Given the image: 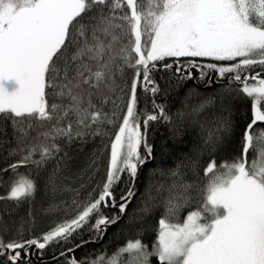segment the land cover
Wrapping results in <instances>:
<instances>
[{
    "label": "snow or ice",
    "instance_id": "6c2138e0",
    "mask_svg": "<svg viewBox=\"0 0 264 264\" xmlns=\"http://www.w3.org/2000/svg\"><path fill=\"white\" fill-rule=\"evenodd\" d=\"M161 67L181 82H223L229 94L250 101L237 153L220 163L210 159L202 183L185 181L180 165L160 166L172 182L155 186L159 202L149 195L142 209H164L150 247L137 237L110 256H69L89 243H73L85 226L102 238L137 195L139 171L153 154L148 126L172 122L156 102L162 89L153 73ZM140 93L151 95V110L140 107ZM225 110L229 116L204 140L210 151L220 133L233 131ZM9 126L8 156L15 162L0 169L11 173L0 201L11 202V211L37 191L21 167L41 168L75 140L114 131L104 149V178L86 192L62 187L53 169L46 186L74 195L44 209L57 217L46 231L24 227L34 224L31 211L15 234L16 226L0 218V264H32L33 250L42 254L52 246L61 247L67 264H153V258L157 264H264V0H0V143ZM91 166L99 168L96 159ZM185 207L192 210L182 219Z\"/></svg>",
    "mask_w": 264,
    "mask_h": 264
},
{
    "label": "trees",
    "instance_id": "16d2710c",
    "mask_svg": "<svg viewBox=\"0 0 264 264\" xmlns=\"http://www.w3.org/2000/svg\"><path fill=\"white\" fill-rule=\"evenodd\" d=\"M169 62L172 61L169 60ZM131 75V72H129V79H131ZM153 76L162 89L156 96V102L165 106L172 119L175 113L182 112L183 107L181 104L191 91H195V94H201L199 100L192 97L189 99V102L195 105L209 100L212 102L216 100V102L212 108H205L204 111H199V114L197 112H186L183 119L179 123H175L173 127L170 123L164 121L150 122L147 129V143L153 146V154L152 158L139 171L136 180L138 190L136 197L128 205L126 213L120 216L117 223L106 229L102 238L96 239L94 233L85 226L81 235L73 243L81 240H87L89 243L81 248H75L73 253H68L69 256L74 255L78 260L86 261V258H94L103 252L110 256L119 246L124 245L129 238L139 237L150 247L155 242L158 220L163 209L162 207H156L150 213L140 211V202L148 200L146 184L150 181L149 172L162 164L171 168L180 165V171L184 174L185 181L202 183L204 180L203 169L210 159L215 158L220 163L235 157L240 134L245 124L250 122V101L242 96L237 97L235 93L229 94L223 87V82L206 84L198 79L181 82L178 81L174 71L162 67L155 71ZM140 96V107L151 110L152 105L148 102L151 95L140 93ZM226 108L231 110L233 131L231 135L220 133L221 140L216 148L210 151L204 145V140L208 130L214 124L229 116V112L225 110ZM7 131V142L0 143V169L6 167L8 163L15 162V157L8 156V150L14 146L10 126ZM104 131L107 133L106 135L86 137L83 141L75 140L72 144L66 145L64 152L60 153L56 161H49L41 168L30 166L21 167L18 170L21 174L31 176L37 185V191L30 203H24L15 211H11L13 207L11 202L0 201V218L6 221L9 226H16L12 230L13 234H15L16 228L20 227L21 218L27 219L30 211L34 224L24 225V227H31V232L35 234L46 231L57 217L49 215L44 209L52 203L71 200L74 195L73 192L60 191L53 193L46 186L53 169H57L60 176L59 183L62 187L66 185L69 188H79L82 193L94 187V181L97 183L102 181L107 163V152L104 149L108 143V137L114 129L106 128ZM3 139L0 135V140ZM65 152L67 153L66 156L64 155ZM93 159H96V163L99 165L98 169L95 166L90 167ZM193 161L197 163L195 168L192 167ZM10 176L11 173L0 171V195L6 193ZM156 176L158 175H152V183L159 181ZM167 181V178L166 180H160L164 184H167ZM125 186H127L126 176L124 182L118 186L117 196H119V189ZM154 202L158 203L159 201ZM139 211L140 213H138ZM104 212L113 215L116 210L105 208ZM25 235L27 236L29 233L26 232ZM63 247L67 248L68 245ZM60 251V246L49 247L43 250L42 254L39 250H33L30 260L32 264H67L66 258L59 256ZM153 264H157L155 258H153Z\"/></svg>",
    "mask_w": 264,
    "mask_h": 264
},
{
    "label": "rangeland",
    "instance_id": "374dc122",
    "mask_svg": "<svg viewBox=\"0 0 264 264\" xmlns=\"http://www.w3.org/2000/svg\"><path fill=\"white\" fill-rule=\"evenodd\" d=\"M196 95V96H195ZM191 97L192 98H195V99H200L201 98V94H195V91H191V92H189L188 94H187V96H186V99H184L183 100V102H182V104H181V106L183 107V109H182V112H180V113H186V112H190V113H196V112H194L193 111V109L194 108H197L200 104H198V105H195L194 103H191V102H189V99H191ZM197 100V101H198ZM189 102V103H188ZM203 102H205V101H203ZM203 102H201V103H203ZM215 102H216V100H214L212 103H209L208 105H207V107L206 108H208V109H210V108H212L213 106H214V104H215ZM205 110V109H204ZM203 110V111H204ZM198 113V112H197ZM199 114V113H198ZM181 121V119H178V117H177V113H175V115H174V118L172 119V122L170 123L171 125H172V127H173V125L176 123H179ZM171 127V126H170ZM171 127V128H172ZM163 165V164H162ZM175 165V164H174ZM167 167H169V168H171L170 166H168V165H166ZM150 181H148V183L146 184V195L149 197V194L151 195L153 192H154V194H152L151 196H153V197H157V202L159 201V199H158V194H157V192L155 191V186H157L159 183H161L160 182V180L161 179H163V180H166V178L168 179V181H167V184H170L172 181H171V179H169L167 176H163V175H161V173H160V165L158 166V168H156V169H154V170H151L150 172ZM158 175V176H156L158 179H159V181L157 182V183H152V180H151V177H152V175ZM197 182V181H196ZM163 183V182H162ZM167 184H165V185H167ZM152 192V193H151ZM156 194V195H155ZM164 195L166 196L167 195V193L165 192L164 193ZM193 196H195V192H193ZM148 199V198H147ZM147 200H144V201H142V202H140V206H141V209L142 208H144V205H145V202H146ZM195 201H193V204H192V208H195ZM192 208H188V207H185V208H183L182 210H181V213H180V215H181V218L183 219L186 215H187V213H188V211H190V210H192ZM140 209V211H142ZM162 209H163V207H162ZM140 211L138 212V213H140ZM163 211H164V209H163ZM163 211H162V213H163ZM142 213V212H141Z\"/></svg>",
    "mask_w": 264,
    "mask_h": 264
}]
</instances>
